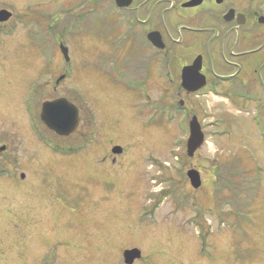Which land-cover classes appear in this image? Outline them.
<instances>
[{
	"label": "rangeland",
	"instance_id": "1",
	"mask_svg": "<svg viewBox=\"0 0 264 264\" xmlns=\"http://www.w3.org/2000/svg\"><path fill=\"white\" fill-rule=\"evenodd\" d=\"M110 1L0 0L11 14L0 22V264H123L131 248L141 252L134 264H264V88L251 102L222 87L177 89L179 58H218L188 41L170 49L171 75L155 67L148 86L130 79L145 68L126 58L129 46L119 49L123 65L107 55L106 69L112 28L97 6ZM249 1L264 14V0ZM198 23L186 24L206 28ZM260 58L240 78L255 88L264 48ZM217 64V74L236 70ZM57 99L81 119L67 137L39 121L41 105ZM192 117L204 144L187 157ZM55 144L73 156L53 154Z\"/></svg>",
	"mask_w": 264,
	"mask_h": 264
},
{
	"label": "flooded vegetation",
	"instance_id": "2",
	"mask_svg": "<svg viewBox=\"0 0 264 264\" xmlns=\"http://www.w3.org/2000/svg\"><path fill=\"white\" fill-rule=\"evenodd\" d=\"M188 1L132 0L131 5L126 8H118L114 0L110 1L111 5L99 4L97 6L98 16L106 26L108 25L112 28L108 37L113 42V46L112 44L110 45L112 46L110 50L102 52L103 58L99 61L100 65L107 69L109 64L106 57L111 55L114 58L112 59V64L115 63L116 66L112 68L121 67L123 60L119 58L122 55V51L119 49L123 46H129V48H123V51H132L131 53L125 52L126 58L138 61L139 67L145 68V73L141 75L142 78H131L141 86H148V79H150L151 75L153 76L155 67H158V69L161 67L162 74L165 76L169 77L171 75L170 49L172 47H181L184 42L188 41L190 46L198 44V47L202 46L204 50L212 49V51H217V60L210 58L209 61H206L200 55L202 58L200 74L205 77V88L214 90L217 87H222L243 92L241 97L246 102L255 101L258 97V92L256 91L259 90L258 88H264V83L261 82V86L259 85V87L255 88L254 84L252 85L251 82H245V80L240 78L249 76L250 71L247 72V70L252 58H255L254 63H260L261 53L264 48H262L264 34L260 28L256 27L264 26L263 20L260 19V17H264V14L258 15V11H251L252 3L249 0H239V4L243 6L242 8L238 7L236 0H222L220 5H217L214 0H202V3L198 6L183 7L182 5ZM223 4L226 9L221 14L213 8H218ZM197 22L204 24L206 28L197 29L189 26L197 24ZM186 23L191 24L187 26ZM252 26L253 28L255 27L253 41H251L252 32H250ZM183 33H186V35H182ZM209 33H212V37L205 36ZM150 37L159 40V43L164 48L162 50L156 49L151 44ZM200 37L204 38L205 46L201 45ZM212 42L216 44L213 47L214 49H208L209 44H212ZM255 43L256 45L254 46L253 44ZM197 56L199 55H196L188 63L184 62L182 58L178 59L177 66H179L180 76L183 67L190 66ZM229 59L234 61L230 62ZM65 62H68V60ZM218 62L225 63L227 67L236 70L230 74H217L214 67L219 66ZM261 69L258 68L257 70L261 71ZM253 72H256V70ZM61 76L64 75L62 74ZM163 79L168 85L172 83L170 79L165 77ZM177 89H181L180 82L177 84ZM54 146L55 148L52 149L53 154H58L65 158L73 156L71 152L72 146L60 144H55ZM59 146L63 148L70 147V152L59 153V151L63 150L57 149ZM3 171L5 172V170ZM3 171L0 170V176L5 174ZM4 177L9 178V175Z\"/></svg>",
	"mask_w": 264,
	"mask_h": 264
},
{
	"label": "water",
	"instance_id": "3",
	"mask_svg": "<svg viewBox=\"0 0 264 264\" xmlns=\"http://www.w3.org/2000/svg\"><path fill=\"white\" fill-rule=\"evenodd\" d=\"M114 1L118 8L126 7L131 3V0ZM221 2L222 0H216L217 4H220ZM200 4L201 0H190L183 4V7L191 8ZM10 17V13L4 10L0 11V22L8 20ZM150 40L157 48H162V45L157 42V39L151 37ZM61 51L64 56H66V49L61 47ZM200 59V57H197L191 66L183 68L181 72V87L187 94L195 93L204 87V77L199 74ZM39 118L49 131L60 137H67L73 134L79 121L77 109L64 99H57L52 102L43 103L39 110ZM203 143L204 136L199 128L196 118L192 117L188 124V138L185 143L187 157H192L194 153L202 147ZM115 152H119V148H115ZM186 176L193 189L196 190L200 187L201 181L197 171L190 170L187 172ZM139 257L140 252L136 249L124 251L123 253L125 264H132L134 260Z\"/></svg>",
	"mask_w": 264,
	"mask_h": 264
}]
</instances>
